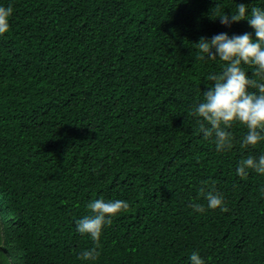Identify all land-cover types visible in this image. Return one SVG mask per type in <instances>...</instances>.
I'll list each match as a JSON object with an SVG mask.
<instances>
[{
    "label": "trees",
    "instance_id": "1",
    "mask_svg": "<svg viewBox=\"0 0 264 264\" xmlns=\"http://www.w3.org/2000/svg\"><path fill=\"white\" fill-rule=\"evenodd\" d=\"M216 3L219 9H213ZM237 3L264 0H0V264H264V174L237 166L264 141L233 148L203 139L189 115L223 70L198 58L202 36ZM213 9V10H212ZM249 78L255 65H242ZM264 82V81H260ZM256 91V89H250ZM206 191L223 195L208 208ZM130 205L94 247L76 221L95 199ZM199 203L204 211L189 205Z\"/></svg>",
    "mask_w": 264,
    "mask_h": 264
},
{
    "label": "clouds",
    "instance_id": "2",
    "mask_svg": "<svg viewBox=\"0 0 264 264\" xmlns=\"http://www.w3.org/2000/svg\"><path fill=\"white\" fill-rule=\"evenodd\" d=\"M216 3L213 9H219ZM212 9V10H213ZM13 13L11 7L0 6V35L9 31V18ZM222 25L231 27L232 24L247 21L255 30V39L250 33L229 36L226 32L213 35L211 38L202 36L196 47L198 58L210 60L219 58L225 62L223 70L211 74L208 80L211 87L203 91L204 99L193 107L189 115L202 118L207 122L200 123L199 131L203 139H213L217 151L231 150L234 137L229 129L236 122L247 128L246 134L240 141L242 148L255 146L264 141V8L249 7L237 3L235 10L224 12L217 16ZM243 64L255 65L254 76L260 81L249 78ZM256 89V91H250ZM248 170L264 174V154L257 156L248 155L240 160L237 166V175L245 177ZM200 193L206 196L208 208L228 211L224 207L223 195L218 192L206 191L201 187ZM194 210L203 212L204 206L199 203L189 205ZM129 203L124 200L105 201L103 198L95 199L88 204L90 214L76 221L77 231L82 235H89L94 242V247L83 251L82 260H95L101 246L102 231L106 225L112 223V217L122 211H127ZM191 264H204L198 252H193L190 257Z\"/></svg>",
    "mask_w": 264,
    "mask_h": 264
}]
</instances>
